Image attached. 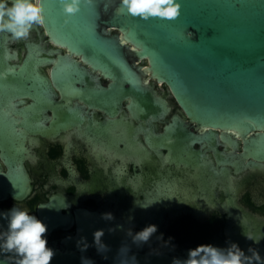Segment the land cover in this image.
Masks as SVG:
<instances>
[{
	"label": "flooded vegetation",
	"instance_id": "obj_1",
	"mask_svg": "<svg viewBox=\"0 0 264 264\" xmlns=\"http://www.w3.org/2000/svg\"><path fill=\"white\" fill-rule=\"evenodd\" d=\"M124 53L134 80L45 23L27 39L0 32V210L27 209L47 226L50 264H172L199 245L232 243L264 264V161L241 158V137L235 148L221 130L207 140L147 60ZM150 225L146 243L127 234ZM97 230L109 251H97Z\"/></svg>",
	"mask_w": 264,
	"mask_h": 264
},
{
	"label": "water",
	"instance_id": "obj_2",
	"mask_svg": "<svg viewBox=\"0 0 264 264\" xmlns=\"http://www.w3.org/2000/svg\"><path fill=\"white\" fill-rule=\"evenodd\" d=\"M42 2L44 23L96 66L134 80L124 52L146 59V69L170 87L207 140L221 130L235 148L241 137V158L264 161V0H178L181 14L172 21L117 14L120 0L82 3L70 17L59 0ZM107 28L118 29L121 39ZM12 256L0 249V264H12Z\"/></svg>",
	"mask_w": 264,
	"mask_h": 264
},
{
	"label": "clouds",
	"instance_id": "obj_3",
	"mask_svg": "<svg viewBox=\"0 0 264 264\" xmlns=\"http://www.w3.org/2000/svg\"><path fill=\"white\" fill-rule=\"evenodd\" d=\"M65 16L70 17L80 11L82 3H92V0H59ZM117 14H127L147 21L150 18H158L172 21L181 14V4L178 0H120V5L116 9ZM44 7L42 0H0V32L10 33L13 40L27 39L30 30L34 25H43L45 22ZM145 205L143 207H148ZM43 208V207H41ZM8 220L7 231L3 234V243L0 249L5 253H10L18 257L16 264H50L54 251L47 246L44 238L48 231L47 226L36 216L30 215L27 209L13 207L7 213H0ZM105 220L113 219L110 213L102 215ZM129 220L132 217L128 218ZM122 229L123 225H117ZM109 232L115 231L110 228ZM157 232V226L150 225L135 235L128 231L133 242L137 245L146 243L150 237ZM104 236L103 230L94 232L95 245L100 253L109 251L108 247L101 242ZM161 234L157 239H162ZM248 239H254L247 236ZM172 238L170 237L169 240ZM259 242V239H255ZM83 242L78 241V245ZM89 245L84 242L81 251H85ZM128 250V248H127ZM252 256H245L239 247L232 243L227 249H221L212 245H199L195 249H190L188 259H173L172 264H261V257L253 249L249 248ZM107 257H105L106 259ZM131 260L136 264L135 257ZM82 264H93L89 259L82 258Z\"/></svg>",
	"mask_w": 264,
	"mask_h": 264
}]
</instances>
